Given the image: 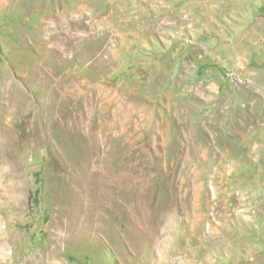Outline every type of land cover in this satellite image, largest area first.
Instances as JSON below:
<instances>
[{"label": "rangeland", "instance_id": "1", "mask_svg": "<svg viewBox=\"0 0 264 264\" xmlns=\"http://www.w3.org/2000/svg\"><path fill=\"white\" fill-rule=\"evenodd\" d=\"M0 264H264V0H0Z\"/></svg>", "mask_w": 264, "mask_h": 264}]
</instances>
